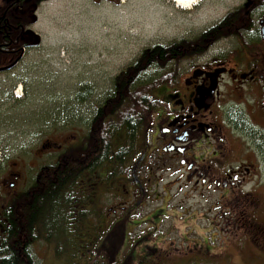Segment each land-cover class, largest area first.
Masks as SVG:
<instances>
[{"label": "rangeland", "instance_id": "374dc122", "mask_svg": "<svg viewBox=\"0 0 264 264\" xmlns=\"http://www.w3.org/2000/svg\"><path fill=\"white\" fill-rule=\"evenodd\" d=\"M244 1L199 0L197 6L186 10L170 0H25L11 11V17L23 18L27 23L26 35L20 38L27 47L16 67L0 72V168H13L12 173L21 177L29 171L31 180L36 178L31 167L37 169L45 161L50 166L59 163L62 153L56 146H61L62 152L73 145L80 147L96 108L113 94L115 78L145 52L173 45L179 54V60H171L168 49L165 62L142 75L144 82L158 77V84L161 80L163 83L160 88L182 86L194 67L228 64L231 39L209 43L203 49L198 47L203 46L200 37ZM4 9L0 4V15ZM155 120L152 115L148 119L149 134ZM149 134L145 136L143 132L138 139L143 150L140 156L148 151L147 168L157 159L155 142ZM124 138L125 135L114 144L116 148L124 146ZM111 169L114 167H104L97 173L108 175ZM170 176L166 174L168 180L156 188L166 186L169 190ZM121 178L115 175L111 181L116 183ZM154 186L146 185V191L150 189L152 194ZM119 189L120 192L110 189L114 196L98 191L102 194L95 196L92 204L89 201L90 215L79 229V223L68 226L61 206L47 210L46 234H40L31 247L37 264H109L107 258L105 263L98 259L97 249L92 251L117 228L114 223H108L100 240L92 244L90 240L101 232L108 210L127 201ZM171 193L172 196L142 198V205L135 211L143 220L165 206L169 212L157 234L155 229L149 234L147 228L153 224L145 221L135 226L126 241L134 245V235H147L142 243H150L149 251H153L147 264H264L263 190H259L260 196L221 198L226 208L243 206L246 210L237 228L230 226L225 233H221V218L207 212L208 205L216 206L215 196H205V200L190 193L185 184L174 186ZM128 221L125 217L118 228L125 229ZM208 248L211 253L206 251ZM129 251L127 247L120 252L125 256L122 264H129Z\"/></svg>", "mask_w": 264, "mask_h": 264}, {"label": "flooded vegetation", "instance_id": "af4514ba", "mask_svg": "<svg viewBox=\"0 0 264 264\" xmlns=\"http://www.w3.org/2000/svg\"><path fill=\"white\" fill-rule=\"evenodd\" d=\"M24 2L0 0L5 8L0 15L1 37L13 38L16 33L13 31L18 27H14L10 20L11 11ZM229 14L233 16L225 31L233 34L220 41L232 40L228 44L231 63L225 60L228 64L219 62L194 67L182 86L156 89L155 99L159 107L156 106L152 114L156 120L150 134L155 142L154 157L157 159L151 161L147 168L148 151L145 150L146 153L140 156L143 153L140 142L126 155L121 180L116 183L111 181V187L109 183L107 190L114 196L110 189L120 192L121 187L122 196H127V201L121 207L108 210V214L103 216V234L108 230L109 222L130 215L141 219L142 223L151 222L153 226L147 229L159 232L162 220L169 216L167 206L143 220L138 211L135 213L142 205L140 199L172 196L173 187L180 184H185L190 193L203 196L205 200V196H215L216 206L210 208L208 205L207 212H215L221 218V233H225L230 226L237 228L241 221L239 217H244L246 211L243 206L240 209L237 206L226 208L225 199L221 201V198L260 196L259 190H263L264 196V0H245L242 5L228 11L226 16ZM20 31H23L22 36L25 28L22 27ZM12 53L16 54V50H12ZM55 149L62 153L61 146ZM61 167L63 165L59 169ZM30 169L36 173V178L31 180L29 171L21 177L12 173L13 168H0V213L7 207L9 199L39 195L40 186L42 196H47L50 184L48 161L42 162L37 169ZM90 173L102 177V182L98 183L94 176L87 179L94 183L84 186L93 192L105 191L107 186L101 184L113 178L106 172L104 175ZM166 174H171L169 190H166V186L157 189L156 185L168 180ZM148 184H155L152 194L148 187L146 191ZM81 186V181H78L75 186L78 196H81ZM263 234L264 231L261 232ZM95 241L96 238L92 237L90 243ZM27 245V242H20L18 246L24 249ZM106 245L113 248L110 241ZM206 251L211 253V248Z\"/></svg>", "mask_w": 264, "mask_h": 264}, {"label": "trees", "instance_id": "16d2710c", "mask_svg": "<svg viewBox=\"0 0 264 264\" xmlns=\"http://www.w3.org/2000/svg\"><path fill=\"white\" fill-rule=\"evenodd\" d=\"M232 16L233 14L227 15L220 24L202 33L200 41H203V46H197L204 49L209 43H215L232 35L233 33L225 31ZM10 20L14 27H18V30L13 31L18 34L11 39H5L0 35V68L16 62L21 57L23 49L27 47V43L20 39L26 35L27 23L23 22V18L10 17ZM22 27L25 28V31L21 36L23 31L20 29ZM168 49H170L169 58L179 60V54L173 45L166 49L157 48L142 54L137 62L115 78L113 94L96 108L92 119L86 125L84 135H81L84 138L80 147L77 144V147L75 145L69 147L62 152L59 163L50 166V184L47 196H42L40 186L37 196H17L8 200L7 207L0 213V264H37L31 247L40 239V234H46L47 210L55 205L61 206L62 218L65 219L68 226L79 223V229L87 214L90 215L89 201L91 200L90 203L94 202V196L99 195L97 194L98 190L93 192L94 190H89L88 186H84L87 183H94L87 180L90 179L88 176H94L96 183L102 182V177L99 178L100 176L90 172L97 174L98 169L112 165L114 169H111L110 177L115 176L118 172L120 175L124 174L126 155L138 145V139L140 140L143 132L145 136L147 133L149 134L151 126L148 119L157 106L155 91L158 86L163 84L162 80L158 84V77L144 82L142 75L150 70V67L165 62L164 57ZM12 50H16V54H10ZM124 135V146L116 148L114 144ZM62 165L63 168L59 169L58 167ZM78 178L82 184L81 196H84L81 198L78 197L75 189ZM111 179L103 181L101 184L107 186L106 190L102 191L103 194H109L107 189L109 183L111 187ZM115 208L118 207L115 206ZM58 216L60 214H57ZM128 218L129 221L126 223L125 229L121 230L118 228L119 223H122L125 218L123 216L120 220L115 218L113 223L117 228L113 229L104 241L93 249L92 253L97 249L96 256L101 262L105 263V258H107L109 264H122L125 256L120 252H123L127 247L130 249L127 259L129 264H147L148 259L152 257L153 251H149L150 243H142L147 235L144 234L141 238H136L134 235L136 244H126V241L130 240L134 233L135 226L142 223V220L135 216L130 215ZM102 227L104 224L100 228ZM147 230L150 234L151 230ZM154 233L157 234L158 231ZM102 234L99 232L95 238L100 240ZM109 241L113 248L107 247L106 243ZM20 242H27L28 245L21 249L18 246ZM10 243L13 245H9Z\"/></svg>", "mask_w": 264, "mask_h": 264}, {"label": "bare ground", "instance_id": "6f19581e", "mask_svg": "<svg viewBox=\"0 0 264 264\" xmlns=\"http://www.w3.org/2000/svg\"><path fill=\"white\" fill-rule=\"evenodd\" d=\"M182 9L190 10L197 6L199 0H170ZM17 166V165H16ZM224 262V261H223ZM220 264V263H219Z\"/></svg>", "mask_w": 264, "mask_h": 264}, {"label": "water", "instance_id": "95a60500", "mask_svg": "<svg viewBox=\"0 0 264 264\" xmlns=\"http://www.w3.org/2000/svg\"><path fill=\"white\" fill-rule=\"evenodd\" d=\"M15 65H16V63H15L13 66H15ZM13 66H12V67H13ZM8 69H10V68H8ZM8 69H7V70H8ZM2 71H4V70H0V72H2Z\"/></svg>", "mask_w": 264, "mask_h": 264}]
</instances>
